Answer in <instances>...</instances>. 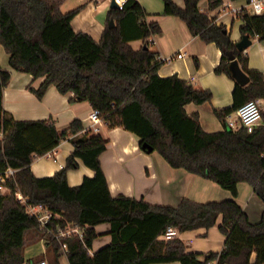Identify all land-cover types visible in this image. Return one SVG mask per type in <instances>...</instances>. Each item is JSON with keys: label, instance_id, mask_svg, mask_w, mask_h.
I'll list each match as a JSON object with an SVG mask.
<instances>
[{"label": "trees", "instance_id": "obj_1", "mask_svg": "<svg viewBox=\"0 0 264 264\" xmlns=\"http://www.w3.org/2000/svg\"><path fill=\"white\" fill-rule=\"evenodd\" d=\"M64 1L0 0V47L8 55V66L43 79L37 89H30L38 99L49 86L62 95L71 93L70 102H88L106 128L121 127L134 134L141 151L156 152L171 168L216 183L231 198L206 203L182 199L172 207L123 194L112 196L99 159L107 140L83 132L79 119L62 130L51 119L15 120L2 106L10 73L0 68V172L15 170L0 182V187L8 189L0 191V264L25 262L28 232L45 241V252L33 262L47 259L60 264L64 255L68 264H264V211L257 223H250L235 200L237 186L244 182L264 202V109L262 124L250 133L226 126V117L244 103L264 100V73L248 67L244 51L239 52L226 28L209 17L222 0H207L204 12L198 8L199 0H184L183 7L162 0L164 15L178 17L193 36L220 49L216 74L233 80L229 71V55H233L249 77L245 86L235 82L230 107L212 110L223 126L215 132L204 131L198 115L184 108L189 103L210 102L211 92L194 88L176 75H158L163 61L150 49L149 39L160 33V27L156 21H145L146 13L137 1L125 2L121 10L109 8L97 41L71 26L84 5L63 13ZM237 17L243 23L242 37L264 41V12L253 14L243 8ZM110 19L113 27L108 25ZM135 39L142 40L137 49L129 44ZM62 140L73 146L64 166L51 176L36 177L31 171L33 161ZM143 143L149 148H143ZM77 160L93 175L69 186L67 172L78 168ZM16 193L25 203L17 201ZM38 205L51 213L44 226L27 210ZM219 216V229L225 236L219 252H187L180 239L163 238L168 227L179 232L208 230ZM101 224H109L110 243L90 253L98 236L95 227ZM68 228H78L82 236H58Z\"/></svg>", "mask_w": 264, "mask_h": 264}, {"label": "crops", "instance_id": "obj_2", "mask_svg": "<svg viewBox=\"0 0 264 264\" xmlns=\"http://www.w3.org/2000/svg\"><path fill=\"white\" fill-rule=\"evenodd\" d=\"M129 1V0H127ZM126 1V2H127ZM146 13L147 23L156 21L160 33L150 39V49L157 52V58L162 60L158 75L169 77L176 75L187 81L194 88L211 92V101L202 105L189 103L185 105L188 114L196 113L202 129L215 132L223 129L220 120L212 110L230 107L233 103L232 92L235 80L225 74H216L215 67L221 59V51L214 43H205L199 37L193 36L185 22L175 16L163 14L162 0H135ZM183 7L184 0H172ZM65 2V1H64ZM111 0H76L77 6L84 5L81 11L72 19L71 26L75 32H84L94 40H99ZM198 8L204 12L208 8L207 0H199ZM248 8L246 0H222V5L209 12L217 25H223L231 41L235 44L242 36L240 27L242 21L237 17L238 11ZM129 44L137 49L142 40L135 39ZM248 58V67L264 73V41L251 39V45L244 50ZM0 56L5 57L6 67L1 69L10 73V79L3 91L2 106L15 120H53L56 128L62 130L74 120L79 119L84 131H91L88 115L93 110L88 102H70L72 94L62 95L54 86H49L41 99H38L30 89H37L42 78H33L27 73L12 70L8 64V55L0 47ZM3 59V58H2ZM1 60V58H0ZM264 109V100H260ZM262 124H259V126ZM107 140L106 150L100 155L109 192L112 196L123 194L128 197L143 199L152 205L175 207L182 199L197 203L221 201L231 198L229 191L222 189L216 183L188 173L183 169L171 168L156 152L145 153L139 149V139L121 127L106 128L102 122L95 133ZM73 150L68 140L60 144L47 155L39 157L31 164V171L36 177H48L62 168L67 156ZM78 168L67 172L69 186H77L84 176L92 177L93 171L77 160ZM238 195L235 198L250 223H257L264 211V202L254 193L248 183H239ZM221 216L208 230L196 229L177 231L175 238L180 239L187 252H219L223 248L225 236L221 233ZM98 234L93 241L90 253L110 243L109 224L95 227ZM45 252V241L36 239L32 232L26 233L24 259L34 261ZM255 260V253L250 261ZM60 264H68L66 257H60ZM154 264H180L177 261Z\"/></svg>", "mask_w": 264, "mask_h": 264}, {"label": "built area", "instance_id": "obj_3", "mask_svg": "<svg viewBox=\"0 0 264 264\" xmlns=\"http://www.w3.org/2000/svg\"><path fill=\"white\" fill-rule=\"evenodd\" d=\"M117 9L121 10L127 0H111ZM248 9L253 14H261L264 12V0H249ZM263 107L261 106L260 100H249L240 106L236 111L231 113L226 117V126L231 130H238L240 128L245 129L248 133L252 132L261 123V111ZM88 119L91 122L92 132L96 133L98 131V126L102 123L101 117L97 110H92L88 115ZM15 170L7 168L5 171L0 172V182L4 183L8 178L14 175ZM8 191L6 187L1 186L0 191ZM16 199L20 203H25V199L20 193L15 194ZM28 212L32 216H36L39 223L44 226L51 217V213L44 207L29 206ZM177 230L173 227H168L163 233L164 239H172L175 237ZM68 235H78L82 236V232L78 228H68L65 231H60V237H66ZM23 264H49L46 260H39L36 262L25 261ZM208 264H215V262H209Z\"/></svg>", "mask_w": 264, "mask_h": 264}, {"label": "water", "instance_id": "obj_4", "mask_svg": "<svg viewBox=\"0 0 264 264\" xmlns=\"http://www.w3.org/2000/svg\"><path fill=\"white\" fill-rule=\"evenodd\" d=\"M110 8L116 9L117 6L111 2ZM109 27L114 26L113 19L109 20ZM251 45V39L249 36H243L238 42L235 43V47L239 52H243ZM229 71L231 73L232 78L238 83L240 86H245L249 83V77L241 70L237 60L233 55H229ZM143 148H149L146 143H143Z\"/></svg>", "mask_w": 264, "mask_h": 264}, {"label": "rangeland", "instance_id": "obj_5", "mask_svg": "<svg viewBox=\"0 0 264 264\" xmlns=\"http://www.w3.org/2000/svg\"><path fill=\"white\" fill-rule=\"evenodd\" d=\"M75 3H76V0H65V2H63V4L61 5V11L63 13H65V12L72 10L73 8L77 7V4H75ZM0 58H1L0 65L3 67H6V59H4L5 57L0 56ZM261 106H262V104H261ZM4 192H6V190ZM44 260H46L49 263V261L47 259H44Z\"/></svg>", "mask_w": 264, "mask_h": 264}]
</instances>
